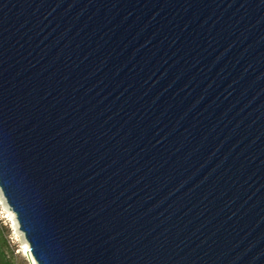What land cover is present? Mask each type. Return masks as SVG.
Instances as JSON below:
<instances>
[{
    "label": "water",
    "instance_id": "95a60500",
    "mask_svg": "<svg viewBox=\"0 0 264 264\" xmlns=\"http://www.w3.org/2000/svg\"><path fill=\"white\" fill-rule=\"evenodd\" d=\"M0 188L37 264H264V0H0Z\"/></svg>",
    "mask_w": 264,
    "mask_h": 264
},
{
    "label": "rangeland",
    "instance_id": "374dc122",
    "mask_svg": "<svg viewBox=\"0 0 264 264\" xmlns=\"http://www.w3.org/2000/svg\"><path fill=\"white\" fill-rule=\"evenodd\" d=\"M0 226L4 231L9 243V249L22 261L24 257V247L28 243L24 233L20 230L17 218L11 207L8 205L6 198L0 188Z\"/></svg>",
    "mask_w": 264,
    "mask_h": 264
},
{
    "label": "trees",
    "instance_id": "16d2710c",
    "mask_svg": "<svg viewBox=\"0 0 264 264\" xmlns=\"http://www.w3.org/2000/svg\"><path fill=\"white\" fill-rule=\"evenodd\" d=\"M0 264H15V256L9 249V243L0 226Z\"/></svg>",
    "mask_w": 264,
    "mask_h": 264
},
{
    "label": "built area",
    "instance_id": "2783aa9c",
    "mask_svg": "<svg viewBox=\"0 0 264 264\" xmlns=\"http://www.w3.org/2000/svg\"><path fill=\"white\" fill-rule=\"evenodd\" d=\"M15 264H37L32 253H24V257H22V261L15 257Z\"/></svg>",
    "mask_w": 264,
    "mask_h": 264
},
{
    "label": "bare ground",
    "instance_id": "6f19581e",
    "mask_svg": "<svg viewBox=\"0 0 264 264\" xmlns=\"http://www.w3.org/2000/svg\"><path fill=\"white\" fill-rule=\"evenodd\" d=\"M24 250H25V253H30L28 243H27L26 246L24 247Z\"/></svg>",
    "mask_w": 264,
    "mask_h": 264
}]
</instances>
